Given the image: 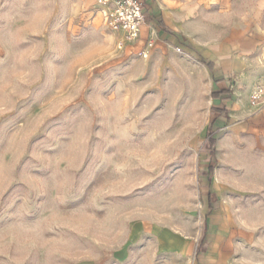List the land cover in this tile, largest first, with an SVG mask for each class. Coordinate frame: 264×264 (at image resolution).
<instances>
[{
  "label": "rangeland",
  "instance_id": "rangeland-1",
  "mask_svg": "<svg viewBox=\"0 0 264 264\" xmlns=\"http://www.w3.org/2000/svg\"><path fill=\"white\" fill-rule=\"evenodd\" d=\"M146 2L153 23L120 47L95 0H0V264H183L211 224L264 264V134L225 115L210 154L205 61L243 55L264 0ZM256 66L231 98L252 83L258 104Z\"/></svg>",
  "mask_w": 264,
  "mask_h": 264
},
{
  "label": "crops",
  "instance_id": "crops-1",
  "mask_svg": "<svg viewBox=\"0 0 264 264\" xmlns=\"http://www.w3.org/2000/svg\"><path fill=\"white\" fill-rule=\"evenodd\" d=\"M148 16L149 21L153 23L152 10L150 8L148 10ZM247 34L238 41L236 46L243 55L232 54L231 46L224 44L219 47L218 58L211 56L206 58V60H212L214 62V69L211 70L214 74L215 83L213 92L218 93L217 97H213L211 93V109L213 111V117L211 119L213 122L212 129L221 126L228 115L231 118L234 117L241 120L240 125L236 126L247 128L249 126L248 122H250V127L253 132L264 134V104L262 106L260 104L250 105L249 98L246 96L253 88L252 83L249 85L246 93L238 89L235 90L237 91L235 96L231 98L230 78L241 77L243 80L244 77L246 78L250 75V70H247L249 66L252 67L255 64H257L256 68L252 69L253 72L251 71L254 75L259 76L264 72V65H260L258 61L255 63L256 59L254 58L244 56V53L251 51H255L259 55V59L264 56V26L258 25L248 31ZM247 41L249 44H246ZM204 204L208 212L211 204L209 192L207 193ZM168 235H170L172 241L167 238ZM161 238L162 242L165 243L166 240L167 243L165 244L171 245L179 254H182L183 251H189L190 242L180 235L167 233L166 236ZM199 246V249L197 248L195 251L193 259L190 262L185 261L183 264H250L241 259V257L234 255L231 245L222 239V236L217 233V229L214 228L213 224L210 227H206L205 238Z\"/></svg>",
  "mask_w": 264,
  "mask_h": 264
},
{
  "label": "built area",
  "instance_id": "built-area-1",
  "mask_svg": "<svg viewBox=\"0 0 264 264\" xmlns=\"http://www.w3.org/2000/svg\"><path fill=\"white\" fill-rule=\"evenodd\" d=\"M95 7L103 24L121 33L120 47L135 42L147 23L149 7L146 0H95ZM252 97L254 102L264 104V82L256 87Z\"/></svg>",
  "mask_w": 264,
  "mask_h": 264
},
{
  "label": "trees",
  "instance_id": "trees-1",
  "mask_svg": "<svg viewBox=\"0 0 264 264\" xmlns=\"http://www.w3.org/2000/svg\"><path fill=\"white\" fill-rule=\"evenodd\" d=\"M159 24L161 25L162 29H164L165 31L167 32H170L172 33L173 30L164 22L163 19H160L159 20ZM192 46V45H190ZM209 69L210 70H213L214 69V62L212 60H205ZM218 93L216 92H212V96L213 97H217ZM213 122L210 121V123L208 124V129H209V132L211 134V149H210V154L213 156L215 154V149H214V146H215V143H216V138L213 137ZM215 196H216V193L214 192H209V198H210V201H212L213 199H215Z\"/></svg>",
  "mask_w": 264,
  "mask_h": 264
}]
</instances>
